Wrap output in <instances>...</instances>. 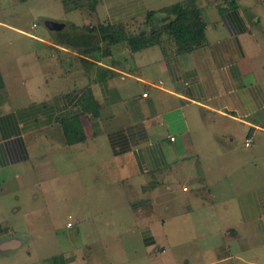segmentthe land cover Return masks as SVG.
I'll list each match as a JSON object with an SVG mask.
<instances>
[{
	"label": "crops",
	"instance_id": "crops-1",
	"mask_svg": "<svg viewBox=\"0 0 264 264\" xmlns=\"http://www.w3.org/2000/svg\"><path fill=\"white\" fill-rule=\"evenodd\" d=\"M30 1L0 18V264H22L36 202L65 188L68 219L108 215L149 255L264 264V0H194L205 42L184 53L165 33L133 51L97 31L159 28L162 10L186 0ZM24 10L43 25L20 23ZM89 29L91 45L68 42ZM183 228L198 239L170 238Z\"/></svg>",
	"mask_w": 264,
	"mask_h": 264
},
{
	"label": "rangeland",
	"instance_id": "rangeland-1",
	"mask_svg": "<svg viewBox=\"0 0 264 264\" xmlns=\"http://www.w3.org/2000/svg\"><path fill=\"white\" fill-rule=\"evenodd\" d=\"M14 1L0 0V18H8L10 13L1 12V10ZM39 3L43 4L45 1ZM34 4L38 3L31 0L26 6L33 7ZM17 19L21 21L20 23L34 20L39 25H43L44 22L42 16L33 17L27 10L19 12ZM90 190V193L96 194L101 189ZM65 195L66 188L60 189L59 194L56 195H42L36 202L43 209V214L36 226V230L39 232H35L25 247L18 251L21 253L18 260L22 264H66L64 254L67 251L74 254L80 261L84 259L87 264H192L189 260L182 261V252H179L178 248H173L165 253L156 250L151 255L145 253L141 249L138 236L130 231L123 232L121 230L118 233L114 221L109 220L108 215L99 214L89 219H82L83 212L75 211V213L72 212L73 216L68 219L67 214L69 211L75 210L76 205L70 204ZM107 206L106 203H91L87 205V208L89 212H95L98 207L105 208ZM68 220L73 223V226H66ZM123 222L127 226L130 221ZM186 229L183 228V231L175 232V235L170 238L175 241H179L180 238L193 241L198 239L194 233L189 234L190 230L184 234ZM27 249L30 250V253L26 252ZM224 252V249H220L218 254L223 255ZM28 255L29 257H27ZM219 264H229V262Z\"/></svg>",
	"mask_w": 264,
	"mask_h": 264
},
{
	"label": "trees",
	"instance_id": "trees-1",
	"mask_svg": "<svg viewBox=\"0 0 264 264\" xmlns=\"http://www.w3.org/2000/svg\"><path fill=\"white\" fill-rule=\"evenodd\" d=\"M162 11L164 13V21L159 28H154L150 31L141 30L136 34H129L126 31L124 32L123 26H104L97 32L102 40H107L109 43H115L126 38L133 51H138L146 45L156 42L162 33L169 37L177 53L188 52L205 42L204 23L194 0L176 2L165 7ZM153 15L154 12H149L146 15L145 23H148ZM95 31L94 29H89V33L86 35H74L68 42L72 46H77L80 40H83L86 45L89 43L91 45L94 38L93 32ZM62 124L67 141H74L75 138L69 132L67 124L64 121Z\"/></svg>",
	"mask_w": 264,
	"mask_h": 264
},
{
	"label": "water",
	"instance_id": "water-1",
	"mask_svg": "<svg viewBox=\"0 0 264 264\" xmlns=\"http://www.w3.org/2000/svg\"><path fill=\"white\" fill-rule=\"evenodd\" d=\"M45 25L49 28V29H53V30H57L60 29L63 24L56 22V21H52V20H45Z\"/></svg>",
	"mask_w": 264,
	"mask_h": 264
},
{
	"label": "built area",
	"instance_id": "built-area-1",
	"mask_svg": "<svg viewBox=\"0 0 264 264\" xmlns=\"http://www.w3.org/2000/svg\"><path fill=\"white\" fill-rule=\"evenodd\" d=\"M248 143H249V139H247V141H246V144L248 145ZM69 225H70V223H68Z\"/></svg>",
	"mask_w": 264,
	"mask_h": 264
}]
</instances>
